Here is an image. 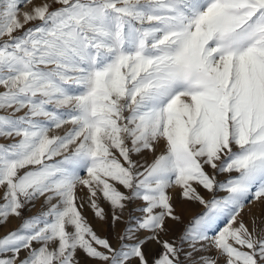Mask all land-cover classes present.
<instances>
[{"label": "snow or ice", "instance_id": "1", "mask_svg": "<svg viewBox=\"0 0 264 264\" xmlns=\"http://www.w3.org/2000/svg\"><path fill=\"white\" fill-rule=\"evenodd\" d=\"M28 4L0 0V264H264V0ZM173 187L203 206L177 239Z\"/></svg>", "mask_w": 264, "mask_h": 264}, {"label": "rangeland", "instance_id": "2", "mask_svg": "<svg viewBox=\"0 0 264 264\" xmlns=\"http://www.w3.org/2000/svg\"><path fill=\"white\" fill-rule=\"evenodd\" d=\"M41 2L42 0H32V4H28L27 8H24L23 5L21 7L22 10H28L34 4H39ZM63 131H64L63 129L62 130L53 129L50 134H63ZM144 158L151 160L152 155L145 153L143 154V156L134 157V159L138 161H142ZM224 178H225L224 176L220 177V179H224ZM117 187H120L121 190H124L120 185H117ZM199 191L201 192L202 195L205 196V198H210L213 195L212 193L207 192L203 188H200ZM87 194H88V189L86 187L80 186L78 188V201L80 199L85 200V206L82 209L83 215L87 218L88 222L92 225L93 229L97 232L99 236H101L102 238L109 239L114 246L118 245L120 242L118 239V235L123 232L126 221L122 219L121 221L113 222L111 206L106 201H104L103 198H101L98 202L100 206L105 209L106 215L104 219H100L99 217H97L95 215L94 209H92L86 203ZM169 194L173 197V203L175 206L176 213L182 217V221L181 222L169 221L171 231L164 238L177 239L181 235L185 225L189 223L192 217L203 210V206L195 201L183 200L180 196V189L178 187L171 188L169 190ZM224 194L225 193L223 192L216 193L217 196H223ZM129 207L130 208L134 207V205H130ZM249 207H255V210L259 211V207L258 205H256L255 201H253L252 204L249 205ZM39 209H40V203H37L34 209L33 208L27 209L25 215L35 214ZM136 215H138V213H136ZM245 219H248L247 215L245 216ZM21 223H22V218H17L14 216L9 218V220L6 223L0 224V236H3L4 234L18 228ZM140 235L142 236L143 233H141ZM145 251L146 254L148 255L149 260L151 261L153 257L157 256V254L162 251V247L159 243L153 241L148 245H146ZM210 252L214 255L215 249H210ZM81 256L82 259H84L82 254ZM87 264H100V262L94 260H88Z\"/></svg>", "mask_w": 264, "mask_h": 264}]
</instances>
